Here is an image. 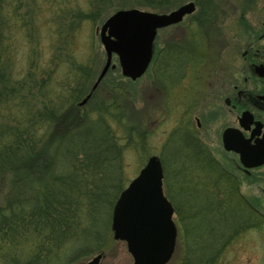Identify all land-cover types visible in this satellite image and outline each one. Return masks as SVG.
<instances>
[{
	"label": "rangeland",
	"instance_id": "1",
	"mask_svg": "<svg viewBox=\"0 0 264 264\" xmlns=\"http://www.w3.org/2000/svg\"><path fill=\"white\" fill-rule=\"evenodd\" d=\"M98 1L101 3L100 14L96 21H90L86 15L82 17L93 9L89 0H4V12L0 17V101L7 98L16 102V97L10 96L12 89L21 82L28 85L27 88H37L48 72H54L53 87L58 89L64 84L63 80L71 78V71L79 66L94 70L95 78L88 90L90 94L106 63L99 33L108 18L120 10L131 9L168 14L194 2L196 11L193 14L186 16L182 23L159 31L154 62L157 56L162 57L153 63L147 74L136 82L126 79L115 57L113 64L117 67L109 71L97 91L96 100L117 91L130 98L132 124L139 132L136 133V142L123 157V189L139 175L148 160L156 156L163 165L165 193L170 186L174 189L172 192L180 190L190 198L192 190L186 189L183 179L189 173L204 178V172L198 169L194 158H191V165L185 166L187 170L180 164L183 156L199 154L190 141L195 138L188 133L182 134L186 127L191 126L193 130L197 127L195 118H199L202 124L198 136L213 156L225 166L227 161L239 162L235 154H225L221 145L223 130L233 123L227 108L225 111L223 85L226 79V97L233 92L234 85L245 86L248 91L264 90L259 81L243 72H247L249 66V61L243 58L245 51L252 52L251 58L259 59L255 55V46H250L264 33V0H186L183 5L169 10H145L134 0ZM119 5L127 8L118 9ZM200 22L203 23L201 29ZM178 44L180 48L175 49ZM261 46L263 50L264 43ZM192 52L195 64L189 62ZM187 64L188 70L185 71ZM184 71L186 75L183 77ZM245 78H248L247 83ZM40 95L37 94V101ZM1 115L8 117L11 111L0 109L1 129L13 124V120L3 123ZM123 144H127L126 139ZM52 146L49 157L54 154L58 159L61 154L59 147L56 144ZM248 172L242 169L236 172L241 181V194L262 215V226L236 236L217 264H264V166ZM13 177L4 176L0 181V205L12 201L9 198L13 188L21 192L44 185L43 180L38 181L34 177V180L27 177L21 183H16ZM197 196L199 200L195 204L189 199L186 206H197L198 211L203 200L200 194ZM112 215L113 211L108 234L106 227L103 229L106 241L102 251L95 250L86 256V249L74 253V245H68L51 264H86L100 253L104 255V264H134L127 244L114 240ZM199 221L201 219L196 220ZM11 250L19 255L21 248ZM181 257L177 238L175 254L169 264H179ZM75 258L78 260L72 262ZM4 259L1 260L0 256V264H12Z\"/></svg>",
	"mask_w": 264,
	"mask_h": 264
},
{
	"label": "trees",
	"instance_id": "2",
	"mask_svg": "<svg viewBox=\"0 0 264 264\" xmlns=\"http://www.w3.org/2000/svg\"><path fill=\"white\" fill-rule=\"evenodd\" d=\"M89 1L93 9L82 17L96 21L101 3ZM134 1L145 10H169L186 0ZM3 4L0 0V17ZM199 24L201 29L203 23ZM174 48L179 49V44ZM191 55L189 62L195 64V55ZM93 71L88 66L75 68L58 89L53 87L54 72H48L37 88L21 82L12 89L10 96L16 102L0 101V109L11 111L8 117L1 115V121L13 120L12 125L0 128V181L11 175L16 183L27 177L44 181L35 190L10 188L12 201L0 205V256L7 263L51 264L68 245H74V253L86 249V256L103 250L111 212L124 190L123 157L139 130L132 124L130 98L120 91L96 101L100 85L86 106H78L89 94ZM54 144L61 153L58 159L48 154ZM192 144L199 154L183 156L180 164L187 170L185 166L194 158L204 178L189 173L183 179L186 189L192 190L190 198L180 190L172 192L170 186L166 190L179 227V264H217L236 236L262 226V215L241 194L238 160L227 161L225 166L199 140ZM199 194L203 202L198 211L197 206H186L189 199L195 204ZM19 248V255L11 250Z\"/></svg>",
	"mask_w": 264,
	"mask_h": 264
},
{
	"label": "water",
	"instance_id": "3",
	"mask_svg": "<svg viewBox=\"0 0 264 264\" xmlns=\"http://www.w3.org/2000/svg\"><path fill=\"white\" fill-rule=\"evenodd\" d=\"M196 11L194 2L168 14L139 9L120 10L106 20L100 30V41L106 53V63L91 93L79 104L84 107L92 98L111 69H116V57L123 77L133 82L146 75L155 55L158 32L178 25ZM258 72L264 73V67ZM260 74V73H259ZM264 77V75H261ZM250 112L242 115L241 125L252 123ZM260 130L262 124H257ZM227 152L239 156L241 166L253 170L264 166V136L256 146L245 140L240 130L229 128L224 133ZM175 210L164 191V170L161 160L153 156L139 175L117 200L112 216L114 240L125 242L134 264H169L175 254L178 228ZM102 254L86 264H103Z\"/></svg>",
	"mask_w": 264,
	"mask_h": 264
},
{
	"label": "flooded vegetation",
	"instance_id": "4",
	"mask_svg": "<svg viewBox=\"0 0 264 264\" xmlns=\"http://www.w3.org/2000/svg\"><path fill=\"white\" fill-rule=\"evenodd\" d=\"M262 43H264V33L260 35L257 39L252 41V45L250 46L253 47L255 46V50H257L255 53L256 58L264 57V49L262 50ZM252 53V52H251ZM251 53L249 50L245 51L243 54V58L246 61H249L248 63V69L246 73L249 74V77L251 75V78H255L254 80H257L261 83V85L264 86V77H261V75H264L263 72H258L259 67H264V58L263 59H258L255 60L251 58ZM242 72V73H243ZM260 73V74H259ZM226 74V72H225ZM241 74V73H239ZM186 75V73H185ZM198 76V75H197ZM226 76V75H225ZM252 79V80H253ZM248 78L244 79V82L247 83ZM223 88L225 90L224 92V106H225V111L226 108L229 111V115L233 117V123L230 124L227 128L223 130L221 134V145L223 147V151L226 154H236L234 152H227L224 144V133L226 132L227 129L232 128V129H237L240 130L241 133L243 134V137L245 140H251L249 143L250 146H256L257 142L261 139H263L264 136V90L262 91V88L260 90H253V91H248L245 86L240 87L238 85L233 86V92L226 97V79H224V85ZM250 112L252 116L254 117L252 119V123H245L244 126L241 125V117L244 113ZM197 127L193 130L190 127H186V131L182 130L183 133H188V135H191L195 138L194 140H190L194 142L195 140H199L201 144H203L205 147L206 145L204 144V141L199 138V130L202 128V124L200 123L199 118H195ZM262 124L261 129L259 130L257 127V124ZM210 151V150H209ZM209 154H212L211 151ZM243 170V169H242ZM245 171V170H244ZM249 172H247L248 174Z\"/></svg>",
	"mask_w": 264,
	"mask_h": 264
},
{
	"label": "bare ground",
	"instance_id": "5",
	"mask_svg": "<svg viewBox=\"0 0 264 264\" xmlns=\"http://www.w3.org/2000/svg\"><path fill=\"white\" fill-rule=\"evenodd\" d=\"M103 82V81H102Z\"/></svg>",
	"mask_w": 264,
	"mask_h": 264
}]
</instances>
